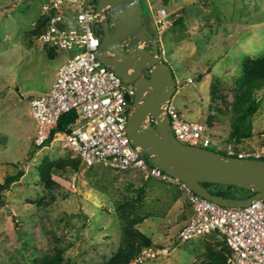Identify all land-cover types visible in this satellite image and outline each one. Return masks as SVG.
Segmentation results:
<instances>
[{
  "label": "rangeland",
  "instance_id": "1",
  "mask_svg": "<svg viewBox=\"0 0 264 264\" xmlns=\"http://www.w3.org/2000/svg\"><path fill=\"white\" fill-rule=\"evenodd\" d=\"M13 1L0 0V184L18 172L20 177L0 198V264H40L58 250L62 264H104L121 247L127 226L153 246L170 248L167 257L143 263L134 262L137 252L129 264L205 263L209 252L223 248V241L212 234L178 242L191 208L177 185L132 169L85 167L58 137L34 149L29 100L44 93L72 53L47 48L38 40L46 0ZM141 2L143 22L153 36L148 5L171 14L162 60L173 71L172 100L179 112L226 135L240 112L235 96L242 64L264 57V0ZM251 97L258 109L242 129H251L250 136L263 142L264 85ZM43 163H53V185L41 179ZM224 253L227 258L228 250Z\"/></svg>",
  "mask_w": 264,
  "mask_h": 264
},
{
  "label": "built area",
  "instance_id": "2",
  "mask_svg": "<svg viewBox=\"0 0 264 264\" xmlns=\"http://www.w3.org/2000/svg\"><path fill=\"white\" fill-rule=\"evenodd\" d=\"M148 9L162 59L163 35L172 24L171 14L164 7L153 11L148 5ZM103 11L108 12L106 8ZM41 16L45 18L38 40L47 48L72 54L56 71L49 90L29 100L30 116L35 121L33 146H45L62 115L76 113L67 132H56L51 140L58 137L85 167L132 169L145 177L177 185L186 194L191 208L190 218L178 231L179 243L215 234L228 249L226 264H264V199H255L244 207L208 201L151 166L132 146L126 125L135 88L123 83L97 58L101 26L98 21L99 30H96L99 13L95 5L85 0H46ZM163 115L168 117L174 137L184 145L236 159L264 160V140L252 148L240 147L234 141L216 140L217 134L205 123L184 119L172 98L165 105ZM71 188L75 189L74 182ZM169 253V247L151 245L142 248L134 262L163 259Z\"/></svg>",
  "mask_w": 264,
  "mask_h": 264
},
{
  "label": "water",
  "instance_id": "3",
  "mask_svg": "<svg viewBox=\"0 0 264 264\" xmlns=\"http://www.w3.org/2000/svg\"><path fill=\"white\" fill-rule=\"evenodd\" d=\"M95 10L101 26L97 58L123 83L135 88L126 132L139 154L151 166L213 203L244 207L255 199H264V160L226 157L184 145L174 137L163 112L175 95V79L170 65L159 57L157 42L143 22L141 0H97ZM204 183L232 185L252 195L240 199L221 197L210 193Z\"/></svg>",
  "mask_w": 264,
  "mask_h": 264
},
{
  "label": "trees",
  "instance_id": "4",
  "mask_svg": "<svg viewBox=\"0 0 264 264\" xmlns=\"http://www.w3.org/2000/svg\"><path fill=\"white\" fill-rule=\"evenodd\" d=\"M142 3V2H141ZM95 5V3H94ZM143 7V5H142ZM44 18L39 17V33L44 25ZM36 32V33H38ZM173 72V71H172ZM238 94L235 96L237 108L240 111L235 118V123L228 135V141H236L240 137L250 136L251 129L244 131L243 121L247 116L252 115L258 109V103L252 100V93L255 90L261 89L264 85V57L258 59H246L242 64V74L237 80ZM76 113H65L59 119L57 127L53 130L50 138L46 142L49 143L52 135L56 132H67L68 125L76 119ZM34 149H39L34 147ZM53 168V163H43L40 170V176L43 182L47 185H53L50 171ZM20 172L15 175L6 177L3 184H0V198L2 192L8 188V186L18 180ZM207 190L215 195L227 198H247L252 195L249 190L241 189L232 185H221L204 183ZM135 239L139 240V243H135ZM224 244V242H223ZM151 241L148 237L142 235L138 231L133 230L131 227L124 229L123 241L121 247L117 252L104 264H129L134 255L142 248L151 246ZM224 250H228L224 245L222 249L216 252H209L207 254V261L203 264H226V254ZM61 251H56L54 255H47L41 261L40 264H62Z\"/></svg>",
  "mask_w": 264,
  "mask_h": 264
},
{
  "label": "crops",
  "instance_id": "5",
  "mask_svg": "<svg viewBox=\"0 0 264 264\" xmlns=\"http://www.w3.org/2000/svg\"><path fill=\"white\" fill-rule=\"evenodd\" d=\"M45 2H46V1H45ZM43 5H44V4H43ZM42 8H43V7H42ZM41 12H42V10H41ZM55 73H56V72H55ZM54 76H55V74L53 75V78L51 79L48 88L51 87V85H52V83H53V80H54ZM48 88H46V90L44 91V93L48 91V90H47ZM42 93H43V92H42ZM30 117H31V116H30ZM211 129L217 134V137H219L221 140L228 141V135H229L230 131H228L227 133H225L226 135H223L224 130L220 132V131H219V128H217V127H214V128H211ZM235 143H236L238 146H240V147H251V148H252V147L259 146V145L262 144L261 141L254 140V137H253V136H250V137H248V136L240 137V138H238V139L235 141ZM190 216H191V212H190ZM190 216H189V218H190ZM189 218H188V219H189ZM185 222H186V221H185ZM185 222H184V223H185Z\"/></svg>",
  "mask_w": 264,
  "mask_h": 264
},
{
  "label": "flooded vegetation",
  "instance_id": "6",
  "mask_svg": "<svg viewBox=\"0 0 264 264\" xmlns=\"http://www.w3.org/2000/svg\"><path fill=\"white\" fill-rule=\"evenodd\" d=\"M97 0H95V6H96ZM95 25H98V21L95 22ZM110 29H112V25L110 26ZM146 74V73H145ZM147 75V74H146Z\"/></svg>",
  "mask_w": 264,
  "mask_h": 264
}]
</instances>
